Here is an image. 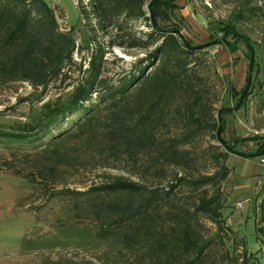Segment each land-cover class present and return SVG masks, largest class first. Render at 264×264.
Wrapping results in <instances>:
<instances>
[{
	"label": "rangeland",
	"instance_id": "1",
	"mask_svg": "<svg viewBox=\"0 0 264 264\" xmlns=\"http://www.w3.org/2000/svg\"><path fill=\"white\" fill-rule=\"evenodd\" d=\"M42 1L52 9L60 32L74 37L73 62L65 68L67 79L54 80L47 89H36L24 82H0L2 133L19 132L23 124L35 119L43 104L66 101L92 75L94 61L100 66L99 80L107 79L109 84L119 86L147 66L148 63L140 66L139 62L147 60L163 44L149 14L147 19L130 23L121 17L108 27L95 13L91 0ZM157 22L161 30L178 29L182 41H189L193 47L214 44L195 53L191 59L193 72L202 80V90L213 105L216 120L219 111L223 112V137L227 144L238 153L254 156L264 147V2L190 0L178 10H167ZM231 31L233 34L228 33ZM151 34L158 38L155 46L130 47ZM97 99L98 95H93L87 106L96 104ZM107 116L103 109L96 119L105 120ZM77 119L78 114L69 117L39 142L0 138V264L143 262L140 253L115 240L101 239L97 222L85 219L84 212L90 214L88 202L96 196L89 191L121 178L150 188L166 186L184 173L169 168L166 180L159 181L154 170L145 173L146 161L141 159L134 164L100 166L99 154L88 148L86 137L59 148H55V142L47 144L59 131L71 130ZM209 144L217 142L207 136L193 146L198 166L186 174L198 177L207 172L202 150ZM59 155H68L72 166L59 164ZM260 158L228 157L230 175L222 184L223 218L227 230L225 248L235 257L250 255L264 262V168ZM40 161H45L46 168ZM50 168L55 170L54 180L47 174ZM186 194H180V198L189 197ZM207 227L216 234L214 225L207 222Z\"/></svg>",
	"mask_w": 264,
	"mask_h": 264
},
{
	"label": "trees",
	"instance_id": "2",
	"mask_svg": "<svg viewBox=\"0 0 264 264\" xmlns=\"http://www.w3.org/2000/svg\"><path fill=\"white\" fill-rule=\"evenodd\" d=\"M176 1L91 0L95 13L108 27L121 17L130 23L147 19L149 14L163 44L139 62L147 66L119 86L99 80L100 66L94 61L92 75L66 101L43 104L32 122L23 124L17 133L0 132V138L19 143L43 141L62 122L78 114L71 130L59 131L47 144L55 142V148H59L86 137L88 148L99 154L100 166L134 164L141 159L146 161L145 173L154 170L159 181L166 180L169 168L184 173L155 188L121 178L90 190L96 196L88 202L90 214L86 210L84 217L97 222L101 239L115 240L140 253L141 264H264L250 255L235 257L225 248L222 191L230 175L228 157H263L264 147L249 156L236 152L225 141L223 112L219 111L216 120L191 60L198 50L214 44L193 47L189 41H182L178 29L164 31L158 25L164 12L179 9ZM157 43L158 38L151 34L130 47L149 49ZM75 50L74 37L60 32L46 2L0 0V82H24L47 89L52 81L67 79L65 68L72 64ZM95 94L97 103L87 106ZM243 103L238 104V110ZM103 109L108 112L107 119L97 120ZM207 136L217 142L202 150L207 172L198 177L186 174L198 166L193 146ZM58 159L59 164L72 166L68 155H59ZM39 163L46 168L45 161ZM47 174L54 180L53 168ZM185 192L189 197L180 198ZM207 222L216 227L215 235L208 230Z\"/></svg>",
	"mask_w": 264,
	"mask_h": 264
},
{
	"label": "crops",
	"instance_id": "3",
	"mask_svg": "<svg viewBox=\"0 0 264 264\" xmlns=\"http://www.w3.org/2000/svg\"><path fill=\"white\" fill-rule=\"evenodd\" d=\"M186 2H190V0H177L175 4L180 8V6L184 5Z\"/></svg>",
	"mask_w": 264,
	"mask_h": 264
},
{
	"label": "built area",
	"instance_id": "4",
	"mask_svg": "<svg viewBox=\"0 0 264 264\" xmlns=\"http://www.w3.org/2000/svg\"><path fill=\"white\" fill-rule=\"evenodd\" d=\"M260 163H261L262 167L264 168V156L262 158H260Z\"/></svg>",
	"mask_w": 264,
	"mask_h": 264
}]
</instances>
